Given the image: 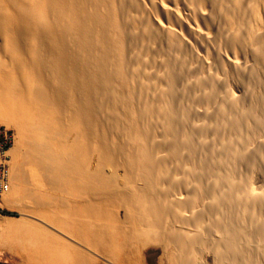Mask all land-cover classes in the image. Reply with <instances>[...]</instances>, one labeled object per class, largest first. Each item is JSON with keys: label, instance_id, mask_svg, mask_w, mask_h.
Masks as SVG:
<instances>
[{"label": "bare ground", "instance_id": "6f19581e", "mask_svg": "<svg viewBox=\"0 0 264 264\" xmlns=\"http://www.w3.org/2000/svg\"><path fill=\"white\" fill-rule=\"evenodd\" d=\"M0 124V260L264 264V0H0Z\"/></svg>", "mask_w": 264, "mask_h": 264}, {"label": "rangeland", "instance_id": "374dc122", "mask_svg": "<svg viewBox=\"0 0 264 264\" xmlns=\"http://www.w3.org/2000/svg\"><path fill=\"white\" fill-rule=\"evenodd\" d=\"M247 8L248 9H251L250 8V6L248 7L247 6ZM217 20L219 19V17L218 18H216ZM220 21H221V19H220ZM217 23L220 25V26H222L223 25V21L222 22H219V21H217ZM137 26H139V27H137V29H136V31L138 30V31H140V30H142L143 28H141L140 29V27H142V26H140V25H137ZM225 26V25H224ZM223 26V27H224ZM222 27V29H224V32H225V34L226 33H228V30H227V28L225 29V27L223 28ZM140 30H139V29ZM227 31V32H226ZM137 50V49H136ZM132 52V53H131ZM138 52V50L137 51H134L133 52V50H131L130 51V55L132 56V55H136V53ZM187 68V67H186ZM150 70H153L152 68L150 69ZM182 70H184V72L187 70V69H185V66L184 67H182ZM154 74V73H153ZM183 84H184V86L182 87H180V88H178L179 90V92H180V94H184V92H185V94H186V92H191L192 90V92L190 93V94H192V95H190L191 96V98H197L198 96H199V94H197V91H198V89H196V87H194V79L193 78H190V79H185V78H183ZM189 80H191V81H189ZM186 81V82H185ZM188 87V88H187ZM187 89H188V91H187ZM194 89L196 90V92H194ZM191 90V91H190ZM183 92V93H182ZM194 93V94H193ZM196 93V94H195ZM198 93H199V91H198ZM157 94V93H156ZM197 95V96H196ZM193 101V100H192ZM197 123L198 122H196L195 124H194V126L196 125V127L198 126L197 125ZM199 124V123H198ZM15 140H16V138H15ZM166 155V153H165V151H164V153H162L161 154V157L162 156H165ZM16 160H17V162L18 161H20V159H19V157H17L16 158ZM9 167H10V165H11V161H12V156H10V154H9ZM23 168H24V170H25V174H26V177H27V181H28V183L29 184H31V185H34L36 188H38V189H42V190H45L46 188H47V185H46V181L43 179V177H42V175H41V171L39 170V168L37 167V165L36 164H34V163H32V162H24L23 163ZM262 180L263 179H261V181L260 180H258L259 181V183H257L256 185H258L259 186V184H260V182H262ZM10 188V187H9ZM0 202H2L1 204L2 205H0V231H1V229H3V224L2 223H4V221H6V220H8V221H11V222H16V223H21V225L19 224V226H20V228H22L23 229V225H22V221H24L25 219L26 220H32V221H34V222H38V220H40V221H43V222H45L44 221V219L43 218H41V217H39V216H37V215H34L33 213H31V210L30 209H27V210H25V209H23L21 206H14V205H6L5 203H4V201H2V196L0 197ZM198 210V209H197ZM198 211H200V210H198ZM124 210L122 209V208H119V217H121L120 218V220L122 219H124ZM185 213V212H184ZM122 215V216H121ZM184 215H189V213L188 214H184ZM204 215V214H203ZM202 215V216H203ZM203 218H205V219H203L201 222L203 223V226H207L208 224H209V222H207V220H209V219H206V218H208L206 215H204L203 216ZM25 220V221H26ZM121 220V221H122ZM24 221V222H25ZM39 221V222H40ZM124 221V220H123ZM261 221V220H260ZM38 222V223H39ZM201 223V224H202ZM195 224H193V225H191L190 226V228H192V231H194V230H196L197 229V225H195V227L196 228H194L193 229V227L192 226H194ZM202 226V225H201ZM199 227V229L201 228L200 226H198ZM189 230H191V229H189ZM53 231H55V232H57L58 234H60L58 231H56V230H53ZM0 243H1V241H0ZM3 243V242H2ZM1 243V244H2ZM0 244V249H4V250H6L7 249V246H6V244L5 243H3L2 245ZM6 246V247H5ZM143 248H141L142 247V245H140V250H141V252H140V254L142 253V255L140 256V258H139V264H168L169 263V255H167V254H165V252H164V248L161 246V245H159V244H154V243H147V244H143ZM203 257L201 258V259H199V263L200 264H214V262H213V259H212V256H211V254H209V253H206V252H204L203 253V255H202ZM6 260H0V264H9L8 262H5ZM104 261V260H103ZM161 261V262H160ZM160 262V263H159ZM168 262V263H167Z\"/></svg>", "mask_w": 264, "mask_h": 264}, {"label": "built area", "instance_id": "2783aa9c", "mask_svg": "<svg viewBox=\"0 0 264 264\" xmlns=\"http://www.w3.org/2000/svg\"><path fill=\"white\" fill-rule=\"evenodd\" d=\"M15 142L13 129L0 124V196L9 189V156L8 152Z\"/></svg>", "mask_w": 264, "mask_h": 264}]
</instances>
